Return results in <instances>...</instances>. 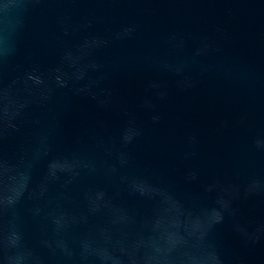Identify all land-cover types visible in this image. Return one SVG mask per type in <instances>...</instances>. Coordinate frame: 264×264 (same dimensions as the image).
<instances>
[{
	"label": "water",
	"instance_id": "95a60500",
	"mask_svg": "<svg viewBox=\"0 0 264 264\" xmlns=\"http://www.w3.org/2000/svg\"><path fill=\"white\" fill-rule=\"evenodd\" d=\"M0 264H264V0H0Z\"/></svg>",
	"mask_w": 264,
	"mask_h": 264
}]
</instances>
